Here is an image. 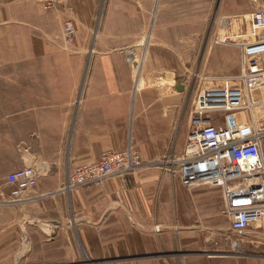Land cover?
Masks as SVG:
<instances>
[{
	"label": "crops",
	"instance_id": "crops-1",
	"mask_svg": "<svg viewBox=\"0 0 264 264\" xmlns=\"http://www.w3.org/2000/svg\"><path fill=\"white\" fill-rule=\"evenodd\" d=\"M94 1L84 0L89 15ZM67 6L78 9L0 0V264H264V222L247 241L216 239L233 234L223 191L185 187L156 162L173 97L136 86L125 49L67 37ZM129 147L138 168L66 188L76 167ZM24 168L38 184L15 202L6 177ZM220 248L237 253L210 254Z\"/></svg>",
	"mask_w": 264,
	"mask_h": 264
},
{
	"label": "rangeland",
	"instance_id": "rangeland-1",
	"mask_svg": "<svg viewBox=\"0 0 264 264\" xmlns=\"http://www.w3.org/2000/svg\"><path fill=\"white\" fill-rule=\"evenodd\" d=\"M83 3L84 0L73 3L78 9L67 6L76 27L67 37L76 33L82 40L87 37L88 48L125 49L136 86L142 80V86H155L158 95L173 97L171 135L166 144L160 145L156 162L179 176L177 161L193 152L189 135L198 127H194V117L201 109V97L207 89L237 86L236 82L223 79L239 75L240 44L251 40L250 14L264 6V0H95L92 15ZM128 50L137 59L138 68L136 62L129 60ZM211 77L220 78L219 84ZM203 118L204 123L230 128L251 123L263 132L264 141L262 113L252 117L243 110H222L204 113ZM204 123L199 126L203 127ZM263 222L264 219L256 222L241 236L226 230L215 236L220 241H247L253 237L255 225ZM256 242L264 248V233ZM215 252L210 254L237 253L227 248Z\"/></svg>",
	"mask_w": 264,
	"mask_h": 264
},
{
	"label": "built area",
	"instance_id": "built-area-1",
	"mask_svg": "<svg viewBox=\"0 0 264 264\" xmlns=\"http://www.w3.org/2000/svg\"><path fill=\"white\" fill-rule=\"evenodd\" d=\"M34 1L45 11L57 12L63 6L80 0ZM71 15L64 23L68 35L75 31ZM249 21L253 36L250 41L244 40L240 44V73L223 79L236 82L237 86L207 89L203 93V104L194 117V127H198L192 129L189 135L193 152L177 161L183 186H209L223 191L225 214L231 222V230L240 236L264 219L263 132L251 123H244L238 128L204 123L203 114L222 110H243L252 117L258 112L264 114L263 5L250 14ZM219 79L211 77L217 83ZM202 123L205 125L200 127ZM141 165V156L132 147L123 151L106 150L97 162L76 167L68 178L66 188L98 185L111 175L131 172ZM6 183L13 187L14 201L23 202L26 200L25 193L36 188L38 174L34 168H24L9 173Z\"/></svg>",
	"mask_w": 264,
	"mask_h": 264
}]
</instances>
